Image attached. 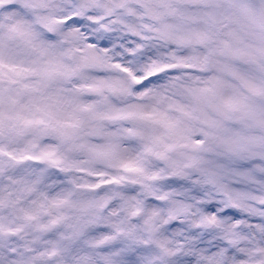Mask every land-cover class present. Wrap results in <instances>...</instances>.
Segmentation results:
<instances>
[{
    "label": "snow or ice",
    "instance_id": "6c2138e0",
    "mask_svg": "<svg viewBox=\"0 0 264 264\" xmlns=\"http://www.w3.org/2000/svg\"><path fill=\"white\" fill-rule=\"evenodd\" d=\"M0 264H264V0H0Z\"/></svg>",
    "mask_w": 264,
    "mask_h": 264
}]
</instances>
